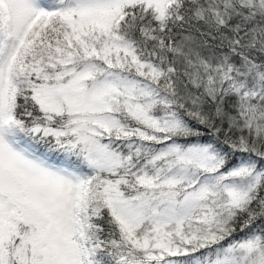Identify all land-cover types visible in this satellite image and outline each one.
Wrapping results in <instances>:
<instances>
[{"label":"snow or ice","instance_id":"snow-or-ice-1","mask_svg":"<svg viewBox=\"0 0 264 264\" xmlns=\"http://www.w3.org/2000/svg\"><path fill=\"white\" fill-rule=\"evenodd\" d=\"M0 264H264V0H0Z\"/></svg>","mask_w":264,"mask_h":264}]
</instances>
